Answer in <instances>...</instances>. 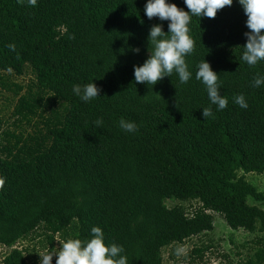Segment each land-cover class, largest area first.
<instances>
[{
    "label": "trees",
    "instance_id": "1",
    "mask_svg": "<svg viewBox=\"0 0 264 264\" xmlns=\"http://www.w3.org/2000/svg\"><path fill=\"white\" fill-rule=\"evenodd\" d=\"M170 2L189 11L184 0ZM145 3L0 0V86L19 94L14 115L38 118L32 132L3 129L0 119V245L12 248L2 264H33L15 246L41 225L52 233L49 251L54 234L72 227L70 238L83 241L99 226L128 264H163L164 248L214 229L211 213L188 216L166 200H197L233 230L264 233V209L249 203L264 204V192L245 177L264 173V86H252L264 61L241 59L242 6L234 0L215 18L193 16L192 79L181 85L173 73L152 86L135 82L134 65L152 50L151 27L167 32L168 21L149 19ZM204 58L219 74L224 110L195 79ZM26 70L28 86L11 81ZM93 79L101 96L82 102L72 88ZM239 94L247 109L234 103ZM204 107L214 118L202 116ZM121 118L138 130L123 131ZM236 264H264V245Z\"/></svg>",
    "mask_w": 264,
    "mask_h": 264
},
{
    "label": "clouds",
    "instance_id": "2",
    "mask_svg": "<svg viewBox=\"0 0 264 264\" xmlns=\"http://www.w3.org/2000/svg\"><path fill=\"white\" fill-rule=\"evenodd\" d=\"M23 4L25 0H18ZM38 0H27L28 5L35 7ZM234 0H184L189 11L178 7L170 0H146L144 12L149 19L158 18L161 22L168 21V31L163 30V24H155L151 27L148 40L152 50L148 58L141 65H134V80L136 83H146L154 86L166 76H178L181 85L187 84L192 79V72L186 61L195 49V41L191 36L190 23L192 17L215 18L218 10L225 6H231ZM247 17L245 32L247 38L243 46L241 59L249 66H255L264 61V0H238ZM9 48L14 50L15 45ZM139 52V48L135 49ZM219 74L213 70L210 62L205 58L197 65L195 79L200 81L206 89L208 100L215 105L218 111L228 106V98L221 94ZM252 86L259 88L264 86V75L257 74L252 81ZM75 96L82 102H90L101 96V89L94 79L87 84H75L72 88ZM234 103L242 109L248 108V103L243 94L234 97ZM202 116L205 119L214 118L211 107H204ZM97 126L103 124L102 119L95 121ZM119 127L128 133L136 132L137 125L134 121L121 118ZM4 185V179L0 177V188ZM60 247L55 250H45L39 253L40 264H53V256H56L55 264H128V258L124 255L123 246L112 243L106 244L103 230L99 226L91 228V237L86 240L68 238L60 241ZM183 251L182 249L180 250Z\"/></svg>",
    "mask_w": 264,
    "mask_h": 264
},
{
    "label": "rangeland",
    "instance_id": "3",
    "mask_svg": "<svg viewBox=\"0 0 264 264\" xmlns=\"http://www.w3.org/2000/svg\"><path fill=\"white\" fill-rule=\"evenodd\" d=\"M32 80H34L33 75L28 70L22 76L11 77L13 83L24 87L28 86ZM11 89L5 90L0 86V119L5 122L3 129L9 128L10 131L32 132L33 124L38 118L31 117L30 122H27L23 116L14 115L19 94H16L15 87ZM245 177L259 191L264 192V173H250L246 174ZM249 203L256 204L264 209L262 203L252 200H249ZM166 205L169 208L180 207L188 216H195L202 212L211 213L214 217V229L193 236L183 243L164 248L162 251L163 264H236L253 256L260 248H263L264 233L258 231L248 232L243 229L233 230L218 214L203 209L202 204L197 200H166ZM51 234L45 225H41L26 239L20 240L15 248L22 250L31 263L40 264L39 253L50 250L48 237ZM72 234V227L64 232L54 234L53 250L61 246L60 241L70 238ZM11 249L0 245V264H2L4 257ZM199 249L202 251L195 252ZM54 257L56 258V256Z\"/></svg>",
    "mask_w": 264,
    "mask_h": 264
}]
</instances>
